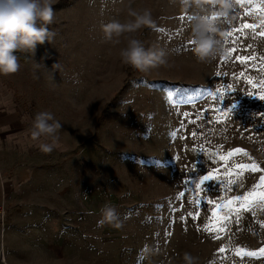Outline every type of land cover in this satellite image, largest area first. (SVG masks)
<instances>
[{
    "label": "rangeland",
    "instance_id": "374dc122",
    "mask_svg": "<svg viewBox=\"0 0 264 264\" xmlns=\"http://www.w3.org/2000/svg\"><path fill=\"white\" fill-rule=\"evenodd\" d=\"M233 3L220 18L223 55L202 62L191 51V9L180 0H54L53 40L16 55L25 61L21 80L46 76L67 95L37 84V102L67 105V184L77 202L69 194L57 214L31 217L26 250L15 242L7 262L184 264L189 252L196 264H264V255L236 254L264 248V199L247 209L235 200L264 190L255 187L264 175V0ZM145 9L153 27L119 43L102 39L101 23ZM128 38L163 49L166 63L148 72L123 64ZM20 100L27 102L26 85ZM235 148L243 151L221 159ZM209 173L216 179L197 189ZM106 203L120 228L97 226Z\"/></svg>",
    "mask_w": 264,
    "mask_h": 264
},
{
    "label": "clouds",
    "instance_id": "9594fccd",
    "mask_svg": "<svg viewBox=\"0 0 264 264\" xmlns=\"http://www.w3.org/2000/svg\"><path fill=\"white\" fill-rule=\"evenodd\" d=\"M181 7L191 9V40L193 55L199 61H210L223 55L224 49L221 38L220 18L229 16L235 7L233 0H180ZM54 0H0V76L16 73L20 64L17 52L34 53L37 45L51 42L56 33L48 25L53 23ZM130 19L123 22L120 19H110L100 24L104 41L119 43V38L127 33H134L142 28L154 26L151 12L129 10ZM165 51L159 48H146L136 38H128L126 46L120 48L119 57L123 64L129 65L139 72H148L165 61ZM39 66V65H37ZM59 64L53 65L58 69ZM61 123L54 119L49 111H40L32 118L31 128L27 130L33 140H41L38 148L44 152H52L60 148L58 130ZM101 218L97 226L105 223L115 228L121 227L117 211L110 204L100 209ZM184 264H196L197 258L189 252L182 256Z\"/></svg>",
    "mask_w": 264,
    "mask_h": 264
},
{
    "label": "crops",
    "instance_id": "0c3cea01",
    "mask_svg": "<svg viewBox=\"0 0 264 264\" xmlns=\"http://www.w3.org/2000/svg\"><path fill=\"white\" fill-rule=\"evenodd\" d=\"M28 62L31 57L28 56ZM19 64L25 63L18 57ZM32 63V61H31ZM20 70L8 76H0V202H4L7 213L3 230L0 229V247L7 262V253L15 242L25 249L29 240L28 231L34 224L33 216H43L52 209L69 206L71 200L77 202V191L67 184L68 133L66 119L61 113L66 104H44L37 102V84H44L60 97L67 96L63 87L50 78L21 80ZM26 85L27 102H22L21 87ZM49 111L62 128L58 130L60 148L44 153L38 148L41 140L30 138L32 118L37 112ZM80 141L83 135L80 131ZM79 206H82V200ZM78 206V204H73ZM35 229V228H34ZM33 229V230H34ZM26 250V249H25ZM8 257V256H7ZM10 264V261L7 262ZM12 264V263H11Z\"/></svg>",
    "mask_w": 264,
    "mask_h": 264
},
{
    "label": "snow or ice",
    "instance_id": "6c2138e0",
    "mask_svg": "<svg viewBox=\"0 0 264 264\" xmlns=\"http://www.w3.org/2000/svg\"><path fill=\"white\" fill-rule=\"evenodd\" d=\"M245 28H253L254 25L252 24H245L244 25ZM261 35H264V32L261 33ZM239 59H241L242 61H246L249 59V57H240ZM251 83V81H249ZM260 99H264V95H261L259 97ZM173 136H175V132L172 133ZM243 150L240 148H235L233 151L229 152L227 154V156H222L221 159L223 160H227L229 157L235 155V154H239L241 153ZM238 168H242V169H250L252 172H259L261 171L257 165L255 164H241V165H237ZM216 176L213 173H209L207 175H201L199 177V182L196 184V188L200 189L205 181H209V180H215ZM256 188L258 189H264V175H260L259 176V182L257 185H255ZM183 195V194H182ZM264 199V190L261 191H252L250 193H244L242 196H237L235 198L236 201L239 202V205L241 208H245L247 209V207L251 206V202L256 200V199ZM233 200H228L226 204H217L212 212V216L216 217L218 215L219 210H221L224 207L227 206H231L233 204ZM208 203H212V201H208ZM222 230V229H221ZM221 252L224 251L223 248L220 249ZM237 255H247V256H260V255H264V248H261L258 250V252H250V251H246V250H240L237 249Z\"/></svg>",
    "mask_w": 264,
    "mask_h": 264
},
{
    "label": "built area",
    "instance_id": "2783aa9c",
    "mask_svg": "<svg viewBox=\"0 0 264 264\" xmlns=\"http://www.w3.org/2000/svg\"><path fill=\"white\" fill-rule=\"evenodd\" d=\"M6 216H7V213L5 210L4 202H0V229H1V231L4 228ZM0 264H7V262L4 258V255H3V250L1 247H0Z\"/></svg>",
    "mask_w": 264,
    "mask_h": 264
}]
</instances>
